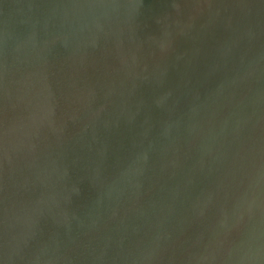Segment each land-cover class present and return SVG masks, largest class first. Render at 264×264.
Masks as SVG:
<instances>
[{
    "label": "water",
    "instance_id": "1",
    "mask_svg": "<svg viewBox=\"0 0 264 264\" xmlns=\"http://www.w3.org/2000/svg\"><path fill=\"white\" fill-rule=\"evenodd\" d=\"M0 264H264V0H0Z\"/></svg>",
    "mask_w": 264,
    "mask_h": 264
}]
</instances>
